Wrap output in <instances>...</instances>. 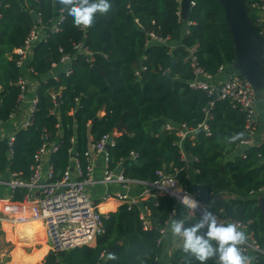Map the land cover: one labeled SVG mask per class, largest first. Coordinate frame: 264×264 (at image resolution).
<instances>
[{"label":"trees","instance_id":"obj_1","mask_svg":"<svg viewBox=\"0 0 264 264\" xmlns=\"http://www.w3.org/2000/svg\"><path fill=\"white\" fill-rule=\"evenodd\" d=\"M191 1L188 16L183 19L179 0H110L109 12L98 13L93 25L83 29L74 25L58 0H0L3 121L17 109V81L24 71L16 65L15 50L33 28L34 14L39 13L47 25L60 13L64 16L60 31L33 47L29 63L35 71L32 78L38 81L35 110L29 125L15 132L11 152L7 141L0 140V172H14L27 179L33 155L46 140L58 143L57 151L50 156L56 173L66 168L73 153L84 166L89 142L113 131L115 145L108 148L112 168L119 167L127 178L144 182L154 181L157 170L175 172L180 186L196 190L201 203L213 201L211 210L218 218L246 223L251 237L263 248L264 216L257 202L258 196H264V143L239 153V141L246 137V112L228 99L213 98L206 117L205 109L212 97L188 85L194 66L215 76L221 65L231 68L234 60L233 41L219 0ZM254 1L248 0L249 6ZM149 32L168 37L167 43H147ZM81 41L92 53L91 61L75 53L73 47ZM191 47L195 48V65L190 58ZM63 56L72 58L71 72L65 75V65H59L54 69L57 78H46L52 64L59 63ZM53 91L60 93L57 102L51 99ZM120 120L127 130L116 129ZM204 120L209 134L198 128L193 140L183 142L182 152L187 159L196 158L187 163L177 145L178 136L166 131L165 123L196 128ZM237 133L244 135L229 143L228 138ZM131 151L137 154L135 159L129 156ZM175 205V198L166 193L129 208L119 203L108 211L104 233L94 244L50 250L39 260L46 249L43 246L30 257L22 253L18 262L153 264L161 249L160 230ZM144 206L150 221L146 227ZM195 219H187L186 226ZM39 225H23L18 240L24 242L37 232L41 235ZM115 243L119 244L112 253L117 259L107 260L108 249ZM255 263L264 264V255L258 253ZM171 264L199 262L180 248L174 252ZM207 264H215V260Z\"/></svg>","mask_w":264,"mask_h":264},{"label":"built area","instance_id":"obj_2","mask_svg":"<svg viewBox=\"0 0 264 264\" xmlns=\"http://www.w3.org/2000/svg\"><path fill=\"white\" fill-rule=\"evenodd\" d=\"M192 4L193 2L190 1V5ZM249 7L251 18L257 24L259 32L264 36V0H256ZM34 19L33 28L23 44L15 50L16 65L24 71V74L17 81L20 88L17 97V109L9 114L6 121L0 119V140L5 139L7 141L9 152H11L10 146L14 141L15 132L27 127L31 122V116L37 102L38 81L32 78L35 71L29 63L33 47L39 42L47 41L51 34L59 32L64 16L60 13L49 25L42 23L39 13L34 14ZM147 35V43L166 44L168 41V37H161L152 32ZM73 48L75 53L83 54L87 56L88 60H92V53L83 41L76 43ZM189 50L192 65H195V48L191 47ZM71 59L70 56H63L59 63H53L52 70L49 75H46V78L53 77L56 79L57 75L54 69L59 65H65L63 72L68 75L71 72ZM224 68L225 66L221 65L218 71H222ZM193 73L194 76L187 81L188 85L191 88L203 89L212 97L205 109L206 117L209 116V109L214 104L213 98L228 99L237 105L241 111L246 112V137L241 139L238 144V152L243 153L247 147L252 145L250 137L254 132L252 127H255L256 92L241 74L233 70L225 80L219 83L211 82L212 76L205 73L200 67L194 66ZM59 98V91L51 93L53 101L57 102ZM5 126L8 128L1 131ZM164 128L178 136L177 145L181 152L183 142L193 140L198 128L209 134L205 120L196 128H189L184 123L173 124L171 122H166ZM114 145L113 131L102 134L98 139L89 142L87 150L84 152V166L73 153L66 168L56 173L50 162V156L57 151L58 143L46 140L33 155L30 175L27 179L20 178L14 172H0V227L9 225L15 228L39 222L43 228L44 237L50 244V250L64 251L80 245H92L96 238L104 233V218L107 217L108 212L100 210L99 202L101 201L114 199L126 203L129 208L141 200L155 199L157 194L166 193L175 198L177 205L181 204L178 195H182L184 192L190 193L199 201V193L194 189L182 188L175 172L164 174V170H157V178L151 182L127 178L119 167L112 168L110 165L108 148ZM129 156L135 159L137 154L131 151ZM96 158L100 160L101 172L99 176L94 174ZM182 159L191 163L196 158L192 156L187 159L186 154L182 152ZM109 185H117L120 190L109 191L106 188ZM133 185L143 187L142 192L137 196H130L126 193L128 188ZM98 186H102L104 189L99 194L92 195L91 189ZM20 193L22 194L21 198H16ZM176 205L165 221V227ZM147 215L146 208L143 221L145 227L147 226ZM188 215L190 218L195 217V214ZM218 219L221 222H236L240 225V230L244 231L248 238L246 244L242 246L244 252H253L254 259L258 253L264 255V247L260 248L251 237L246 223L229 218ZM165 227L160 230L162 237L158 240V244L162 243L166 231ZM157 260L158 257L156 262ZM0 264L7 263L0 259Z\"/></svg>","mask_w":264,"mask_h":264},{"label":"clouds","instance_id":"obj_3","mask_svg":"<svg viewBox=\"0 0 264 264\" xmlns=\"http://www.w3.org/2000/svg\"><path fill=\"white\" fill-rule=\"evenodd\" d=\"M58 3L73 18L74 25L83 29L93 25L98 13L103 15L111 9L110 0H58ZM243 135L234 134L228 138V142H235ZM178 199L186 213L195 214L196 217L195 222L188 226L186 220L190 218L189 215L171 221V235L182 241L185 254L194 257L199 264H207V261L213 259L215 264H252V258L245 255L242 248L248 239L245 232L240 230V225L236 222H221L211 210L213 201L201 203L187 192L178 195ZM172 215H176L175 210ZM204 229L206 232L202 231ZM116 259L114 253L107 254V260Z\"/></svg>","mask_w":264,"mask_h":264},{"label":"water","instance_id":"obj_4","mask_svg":"<svg viewBox=\"0 0 264 264\" xmlns=\"http://www.w3.org/2000/svg\"><path fill=\"white\" fill-rule=\"evenodd\" d=\"M190 1L179 0L183 19L188 16ZM219 2L224 8L225 23L233 41L234 60L231 68L241 74L255 92H261L264 90V36L250 16L248 0H219ZM92 67L98 69L95 65ZM116 129L127 130V126L123 120H120L116 124ZM164 174H166L165 170ZM257 206L264 216L263 195L258 196ZM118 244L111 245L108 253L113 252Z\"/></svg>","mask_w":264,"mask_h":264},{"label":"crops","instance_id":"obj_5","mask_svg":"<svg viewBox=\"0 0 264 264\" xmlns=\"http://www.w3.org/2000/svg\"><path fill=\"white\" fill-rule=\"evenodd\" d=\"M171 45L173 46L174 44H171ZM231 72H232V68L225 67L222 71H219L215 76H212L210 78V81L213 83H219V82L225 80L230 75ZM263 97H264V90L261 91V94L257 96V102L255 104V113H254L255 128H254L253 134L250 137L252 145H259L260 143H264V101H263ZM100 114H103V111H101ZM100 172H101L100 160L98 158H96L94 174L96 176H99ZM106 188L109 191L120 190L117 185H109ZM142 188L143 187L141 185H133V186L128 188L126 193L130 196H137L142 192ZM103 189H104V187L98 186V187L92 188L91 193H92V195H95L97 193L99 194ZM119 203H121V202L118 200L108 199V200L99 202V208L101 211H107L108 212L110 210V208L116 207ZM143 209L146 212V206H144ZM175 213H176V215L175 216L172 215L170 217V219L168 220V222L166 223V227H165L166 231H165L163 238H162L161 249H160V253L158 255V260H157L156 264H170L174 252L176 250L182 248V241L179 238H174L171 235V231H170L171 221H172V219L184 218V215H188V214L186 213V210L183 208V206L181 204L176 205ZM146 219H147V221H146L147 225H149L150 221H149L148 217ZM21 226H23V225H21ZM21 226H17L15 228L12 226L11 227L13 229H15L16 231H18V229H20ZM39 226H40L39 232L40 231L42 232L43 235H41V237L44 240L45 237H44L43 228H42L41 224ZM34 234L36 235V233H34ZM35 235H33V237H36ZM28 240H30V241H28ZM31 240H33V239L27 238L24 242L29 243V242H31ZM43 246H46V245L44 244V245H42L36 249L42 248ZM46 248L47 249H45L43 255L39 258V260L42 259L50 251V249H48L47 246H46ZM248 256L252 258V264H256L253 252L250 251L248 253ZM34 262H36V261L25 262V263H21V262L15 263L14 261H9V264H32ZM99 264H101V263H99Z\"/></svg>","mask_w":264,"mask_h":264},{"label":"rangeland","instance_id":"obj_6","mask_svg":"<svg viewBox=\"0 0 264 264\" xmlns=\"http://www.w3.org/2000/svg\"><path fill=\"white\" fill-rule=\"evenodd\" d=\"M4 128H8V126L3 127L1 131ZM19 232L20 231H16L9 225L0 227V259L2 258L5 263L9 264V261H13L15 257L14 253H16L17 251L21 252L20 255H22L23 253L25 257H30L33 254L32 252L36 248L44 244L48 247V249H51L48 240L47 239L43 240L41 235H38V233H36V237L31 238L33 239L31 240L32 241L31 243L30 242L26 243L21 241L19 242L17 237L18 236L17 234Z\"/></svg>","mask_w":264,"mask_h":264},{"label":"bare ground","instance_id":"obj_7","mask_svg":"<svg viewBox=\"0 0 264 264\" xmlns=\"http://www.w3.org/2000/svg\"><path fill=\"white\" fill-rule=\"evenodd\" d=\"M22 228V226L20 227V234H22L23 233V230L21 229ZM22 231V232H21ZM41 235H43L42 234V232H41ZM18 237V236H17ZM20 253L21 252H19V251H17L16 253H14V259H13V261L15 262V263H17L18 262V259H17V257L20 255Z\"/></svg>","mask_w":264,"mask_h":264}]
</instances>
